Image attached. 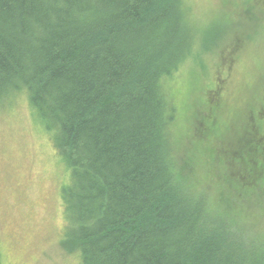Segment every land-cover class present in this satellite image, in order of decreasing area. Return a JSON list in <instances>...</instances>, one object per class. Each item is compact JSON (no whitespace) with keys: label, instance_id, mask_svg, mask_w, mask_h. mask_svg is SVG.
Listing matches in <instances>:
<instances>
[{"label":"trees","instance_id":"1","mask_svg":"<svg viewBox=\"0 0 264 264\" xmlns=\"http://www.w3.org/2000/svg\"><path fill=\"white\" fill-rule=\"evenodd\" d=\"M194 24L187 0H0V108L26 94L68 169L61 242L81 264H264V232L174 152L166 82Z\"/></svg>","mask_w":264,"mask_h":264},{"label":"rangeland","instance_id":"2","mask_svg":"<svg viewBox=\"0 0 264 264\" xmlns=\"http://www.w3.org/2000/svg\"><path fill=\"white\" fill-rule=\"evenodd\" d=\"M187 2L201 46L196 51V42L166 82L179 143L175 155L194 183L209 175L213 203L264 232V0ZM3 102L0 263L81 264L77 251L61 242V188L70 173L26 94ZM219 145L229 150L227 157Z\"/></svg>","mask_w":264,"mask_h":264}]
</instances>
